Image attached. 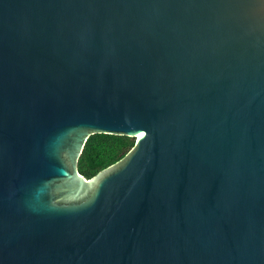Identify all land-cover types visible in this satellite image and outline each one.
Returning a JSON list of instances; mask_svg holds the SVG:
<instances>
[{"label": "water", "instance_id": "water-1", "mask_svg": "<svg viewBox=\"0 0 264 264\" xmlns=\"http://www.w3.org/2000/svg\"><path fill=\"white\" fill-rule=\"evenodd\" d=\"M0 264H264V0H0Z\"/></svg>", "mask_w": 264, "mask_h": 264}, {"label": "trees", "instance_id": "trees-1", "mask_svg": "<svg viewBox=\"0 0 264 264\" xmlns=\"http://www.w3.org/2000/svg\"><path fill=\"white\" fill-rule=\"evenodd\" d=\"M134 144V139L122 135L92 134L86 140L79 161L78 172L86 179L120 160Z\"/></svg>", "mask_w": 264, "mask_h": 264}, {"label": "snow or ice", "instance_id": "snow-or-ice-1", "mask_svg": "<svg viewBox=\"0 0 264 264\" xmlns=\"http://www.w3.org/2000/svg\"><path fill=\"white\" fill-rule=\"evenodd\" d=\"M141 135H143V133Z\"/></svg>", "mask_w": 264, "mask_h": 264}]
</instances>
